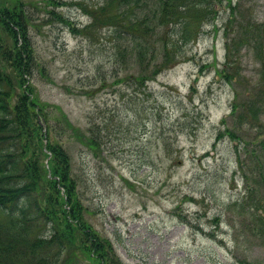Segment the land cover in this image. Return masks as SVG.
Here are the masks:
<instances>
[{
  "label": "rangeland",
  "instance_id": "374dc122",
  "mask_svg": "<svg viewBox=\"0 0 264 264\" xmlns=\"http://www.w3.org/2000/svg\"><path fill=\"white\" fill-rule=\"evenodd\" d=\"M21 1L27 24L15 45L27 41V83L45 104L43 147L47 136L70 154L84 218L104 247L120 264H264L256 208L264 178L253 154L263 130L237 129L244 141L217 137L227 121L232 127L235 87L240 100L251 93L264 107V0H139L136 11L117 0ZM117 11L140 23L135 38L106 24ZM9 35L0 26V37ZM60 109L97 138L94 150L64 128ZM27 229L49 238L47 220ZM83 242L66 264H109L88 257Z\"/></svg>",
  "mask_w": 264,
  "mask_h": 264
},
{
  "label": "trees",
  "instance_id": "16d2710c",
  "mask_svg": "<svg viewBox=\"0 0 264 264\" xmlns=\"http://www.w3.org/2000/svg\"><path fill=\"white\" fill-rule=\"evenodd\" d=\"M117 2L118 9L131 8V11H136V6L140 5L139 0ZM166 5L169 3L162 5V14L167 9ZM102 9L101 7L100 10ZM175 13L176 10L172 15H177ZM25 14L21 0H0V26L10 33L5 39L0 37V233L5 232L3 241L6 242L4 245L0 243V264H32L34 261L40 264H66L68 252L72 251L77 240L80 243L85 240L83 246H86L88 257L95 262L101 257L108 259L109 264H120L111 245L104 247L105 240L90 228L84 218L83 205L76 188V176L71 169L70 154L61 144L51 141L47 136L44 146L46 149L43 147L39 118L48 120L45 104L36 98L27 83L26 76L32 73L27 41L24 39L21 48L15 45L18 41L15 40L16 28H26ZM118 16V11L107 14L106 24L112 26L120 38H135L139 34L138 29H141L140 23L131 21L129 16L126 20L121 14V20ZM94 17L96 18V14ZM176 24L180 22L176 21ZM180 28V38H184L187 24L184 22ZM251 39H257L256 35ZM258 40L264 44L262 36ZM229 49L231 47H227ZM226 78L231 84L235 83L231 75L226 74ZM233 91L235 95L230 110L231 117L234 118L232 127L225 119L226 125L223 130H219L217 137L227 135L236 140L238 136L244 141L246 136L237 129H251L252 126L257 129L256 136H260L261 129L264 133V122L259 119V114L264 107L261 108L262 105L256 102L258 99H251V93L240 100L238 88L235 87ZM221 119L224 124V118ZM58 120L64 128L72 131V136L77 141L89 149L97 147V138L74 127L61 109ZM257 140L262 147L257 148V153L253 152L255 169L264 178V153L258 151L264 148V139L262 137ZM47 150L49 153H46ZM45 157L48 158L47 162L44 161ZM61 186L64 194L61 193ZM256 208L257 216L264 220V203ZM41 218L50 224L49 238L27 229L30 221ZM4 222L6 223L3 224ZM16 222L18 227L13 225ZM33 250L35 253L31 254L33 257L29 262L20 259ZM62 252L67 254L59 259Z\"/></svg>",
  "mask_w": 264,
  "mask_h": 264
}]
</instances>
